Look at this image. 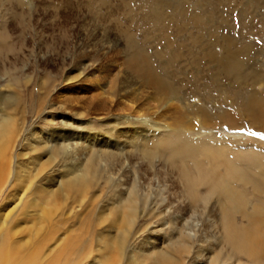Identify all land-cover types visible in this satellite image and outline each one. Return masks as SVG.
<instances>
[{
  "label": "rangeland",
  "instance_id": "374dc122",
  "mask_svg": "<svg viewBox=\"0 0 264 264\" xmlns=\"http://www.w3.org/2000/svg\"><path fill=\"white\" fill-rule=\"evenodd\" d=\"M169 1L179 5L175 0ZM183 1L204 17L211 37L238 38L242 46L254 45L257 51L253 55L251 69H259L264 74V9L259 13L252 12L256 17V25L245 16L249 13L245 0H235L236 2L231 0L229 4V0H205L207 4L195 0H179V3ZM151 2L152 0H0V119L14 118L13 122L17 124L19 130L16 140L13 143L9 142L11 149L8 150V156L14 155L13 168L18 169L19 177L23 173H20L23 166L30 170V173L32 170L35 173L36 165L31 161L32 158L43 157L44 160L49 155L40 150L32 151L30 144L34 142L32 139L35 130L49 140L52 131L72 129L76 132L75 141L80 144L90 142L88 135L85 139L80 138L81 134L84 136V133L108 132L107 136L117 138L113 131L120 128V121L127 122V126L137 124L138 119L133 112L121 109L123 104L120 107L115 104L120 99L129 106L144 107L142 112L147 115L148 120L147 123H142V126H146V130L153 129V121L169 123L175 127L182 116L193 125L192 131L186 135L194 141L205 140L219 146H227L231 152L247 150L252 154L264 156V129L255 126L240 110L238 111L241 107L236 100L238 95L235 94V89L238 90L240 98L243 94L248 95L250 89L260 93L264 90V81L262 84L261 82L256 84V87L241 83L240 86H235V89L230 88L229 81L226 79L225 81L224 78L220 80L222 85H212L209 82L204 84L205 79L210 78L207 71L210 67L211 69L216 67L213 62L207 60L204 51L197 55L201 58V63L203 62L200 63V67L206 74L198 79L199 82L195 80L196 70L187 59L188 54L183 56L181 66L186 67L189 75L187 77L180 75V78L175 80L170 79L182 93L180 94L182 98L177 101L174 99L167 102L165 95L157 92L149 77L137 74L132 62L129 36H132L142 49H147L148 53L166 52L168 40L178 47L184 42L192 46L194 40L200 39L205 45L210 42L209 37L203 35L204 30L199 31L189 21L171 30L156 29L155 23L150 24L147 19V4ZM179 12L174 16L177 17ZM197 83L202 85L200 89L203 87L199 92L194 89ZM199 105L211 112L212 119H216L223 110H229L239 119L240 125L229 127L222 123L203 128L200 125L202 115L191 111L192 107ZM60 121L69 124L63 127L58 123ZM5 144L4 137H0V150ZM98 144L99 141L94 144V148H97ZM126 152L128 150H123L126 170H121L120 174L129 173L126 177L127 182H130L131 177L142 183L146 180L143 174L148 168L159 170L160 174L153 175V187H147V191L151 193L147 199L148 204L146 207L144 204L140 205L139 217L131 231L124 257L117 264H134L131 260L133 250L143 259V264H152L148 252H151L154 246L163 248L169 244L171 236L177 233L174 225L178 224H174L173 216L178 214V202L166 204L168 197L173 196L168 190L172 177L166 174L162 176L161 172L165 173L167 170L160 162L135 157L128 159ZM262 160L264 162V159ZM102 164L105 165L104 162ZM190 165L192 166V163ZM54 168L56 171L51 169V173L49 172L51 177L59 176L61 171L66 170V165L61 160ZM120 174H112L117 183H107L105 176L100 175L82 205L78 201H66L62 195L59 196L61 199L57 218L62 223V231L58 238L59 240L63 238L60 242L62 243L69 234V225L78 230L90 226L93 232L88 241V248L92 251L91 258L83 260L81 264H103L101 262L103 256L100 255L103 254L107 242L109 246L106 252L114 251L112 242L118 230L111 228L110 225L119 217V212H114L117 194L125 189V186L118 184ZM25 176L23 175L22 181L27 179L28 176ZM12 177L13 175L5 186L4 194L11 191V183L16 180H12ZM42 179L43 175H40L34 179L37 183L35 181H33L35 184L28 183L29 189H24L23 185H19V181H15L13 186H18L19 190L6 199L2 195L5 200L1 198L3 202L0 205V217L12 210L10 221L14 220L22 228L31 226L33 217L41 212L39 207L32 208L31 200L42 194L37 196ZM164 179L170 183L167 184ZM48 180L44 182V187L49 184ZM57 180L60 182L61 177ZM170 189L177 188L175 186ZM159 190H162L161 195H157ZM203 190L205 191L204 187L201 191ZM249 195L253 197V194ZM94 196H97L95 202ZM261 197L260 200H264V195ZM163 198L165 200L162 203ZM256 202L260 201L253 203ZM247 209L250 210L251 205ZM189 214L185 212L184 220L180 218L177 223L188 221L189 225L198 224L195 230L199 233L197 239L201 245L207 235L204 227L213 215L209 213V208L204 211L201 208L192 216ZM103 216L107 220L101 223ZM89 218L90 223L86 221ZM1 228L3 227L0 225V241L6 234ZM217 235H221L219 231ZM26 236L25 230L22 233L20 231L18 239ZM57 244L58 241L51 245V248H55ZM199 245L196 246V250L203 248ZM194 255L193 252L188 255L189 257L186 256L185 264H203L196 261ZM240 256L239 262L238 259H234L227 261L226 264H249L245 256Z\"/></svg>",
  "mask_w": 264,
  "mask_h": 264
},
{
  "label": "bare ground",
  "instance_id": "6f19581e",
  "mask_svg": "<svg viewBox=\"0 0 264 264\" xmlns=\"http://www.w3.org/2000/svg\"><path fill=\"white\" fill-rule=\"evenodd\" d=\"M175 1L179 5L169 0H152L150 4H147L149 23H155L158 30H171L174 27L179 28L183 23L189 21L199 31L200 29L204 30L203 35L209 37L210 42L205 45V42L200 39L194 40L192 46L184 42L178 47L168 40L166 52L148 53L147 49H142L135 39L129 36L128 43L132 51V62L139 76L149 77L151 84L157 92H162L165 95L167 102L174 99L177 101L182 98L180 95L182 93L179 88L174 86L173 80L180 78V75L185 77L189 75L186 67L181 66L183 56L188 54L187 59L196 70L195 80L198 81L201 76L206 75L200 67L203 62L201 63V58L197 57L198 53L204 51L203 54L206 55L207 60L216 66L212 69L210 67L209 71L206 70L210 78L205 79L204 84L209 82L212 85H222L220 80L223 78L229 81L232 89H235V86H240L241 83H248L249 86L254 87L260 82L262 84L264 74L259 69H251L253 55L257 51L254 45L242 46L238 38L211 37V31L205 25L204 17L195 12L191 5H186L185 1L180 3L179 0ZM197 1L207 4L205 0H195V2ZM245 1L246 3H244L249 9V13L245 16L257 25L256 17L252 12H262L264 0ZM178 11L180 12L175 17L174 14ZM165 35L167 34H163V36ZM248 69L251 70L248 71ZM197 84L194 85V89L199 92L203 87L200 89L202 85ZM235 91V94L238 95L236 100L241 107L238 111L240 110L244 117H247L255 126L264 129V90L260 94L250 89L249 94H243L242 98H240L238 90L235 89ZM115 104L118 107L123 104L121 109L133 112L138 119L136 123H138L127 126V122L118 121L120 128L115 127L116 131H113L118 139L107 136L108 132L102 134L96 131L97 133H84V136L81 134L80 138L86 139L87 135L90 137L89 143L83 142L80 143L81 145L75 141L76 132L72 129L52 131L49 140L47 137L43 138V135L34 129L32 139L34 142L30 144L32 151L40 150L46 152L45 155H49L44 160L43 157L32 158L31 161L36 165L35 173L33 170L30 173V170L23 166L25 170L22 168L20 173L24 174L22 173L20 177L18 169L13 168L14 155L8 156V150L11 149L9 142L13 143L16 140L19 130L17 124L13 122L14 118L1 117L0 137H4L6 144L0 150V205L6 198L19 190L18 186H13L15 181H19V185H23L24 189H29L28 183L33 184V181L40 175H43V179L37 189V196L42 194L31 200L32 208L39 207L41 209V212L33 217L31 226L22 228L14 220L10 221L12 210L8 213H1L0 225L6 234L0 241V264H81L83 260L90 259L92 251L88 248V241L93 236L90 226L78 230L73 225H69L70 232L66 239L61 243L63 238L60 240L58 238L62 231V223L57 218L60 210L59 200L61 198L59 196L62 195L66 201H78L82 205L100 175L105 176L107 183H117L112 174H120L121 170H126L123 150H128L126 152L128 159L135 157L148 159L151 162L157 160L167 170L165 173L161 172L162 176L166 174L170 178L172 177L168 190L173 194V198L169 196L166 204L178 202V214L173 216L174 224H178L174 225L177 233L171 236L169 244L163 248L154 246L153 250L148 252L149 258L153 261L152 264H185L187 263L186 256L193 252L195 253L194 259L203 262V264H226L227 261L241 258L240 255L245 256L249 264H264V206H260L264 205V200H260L264 195V162L262 160L264 156L252 154L243 149L240 152H231L227 146H219L205 140L194 141L186 135L192 131L193 125L182 116L175 127L169 123L161 124L160 121H153V129L146 130L147 127L142 126V123H147L148 120L147 115L142 112L144 107L129 106L121 99ZM186 111H188L187 108ZM191 111L194 114L202 115V120L199 117L196 118L201 120L200 125L203 128L213 124L224 123L223 125L229 127L239 124V119L229 110H223L216 119H212L211 112L202 105L192 107ZM58 123L63 127H67L69 124L62 121ZM145 130L146 134H144ZM98 141V147L94 148ZM61 160L65 163L66 170L61 171L57 177H51L50 170L56 171L54 167L59 165ZM103 162L105 165L102 164ZM159 172V170L151 168L146 169L143 174L146 176V178L143 177L146 180H143L142 183L131 177L130 182H127L128 178L126 177L129 173L122 172L120 174L118 184L125 186V189L123 188L124 190L117 194L118 197L114 203L116 204L114 212H119V217L113 220L111 225L109 224L111 228H116L118 233L112 242L114 251L106 252L109 246L107 242L103 254L100 255L103 256L101 261L103 264H117L124 257L131 231L139 217L140 205L144 204L146 207L147 199L151 195L150 191H147V187H153V175L160 174ZM11 175H13L12 180H16L11 183V191L8 190L9 192L4 194L5 186L11 181ZM23 175L28 176L24 181H22ZM59 177H61L60 182L57 180ZM46 180L49 184L44 187L43 184ZM165 182L169 184L168 181L165 180ZM35 183L37 182L35 181ZM175 186L176 190L170 189ZM202 187L205 188L204 192L201 191ZM161 193L162 190H159L157 195H161ZM249 194H253V197ZM2 195L5 196V199ZM75 196H77V200ZM96 198L97 196L93 197V202ZM22 199L20 198V200ZM164 200V198L161 200L162 203ZM254 201L260 202L253 203ZM249 205H251L250 210L247 209ZM201 208L203 211L209 208V213L213 215V218H209L210 220L204 227L207 235L199 245V239H197L199 233L195 230L198 224L189 225L188 221L177 222L180 218L184 220L185 212L192 216L197 214ZM105 220L107 218L103 216L101 223ZM86 221L90 223V218ZM24 230L27 232L26 238L18 239L20 231L22 233ZM216 230L220 232V236L217 235ZM57 241L58 244L55 248H51V245H55ZM197 245L203 248L196 250ZM131 260L134 264H143V259L135 250L132 251Z\"/></svg>",
  "mask_w": 264,
  "mask_h": 264
}]
</instances>
